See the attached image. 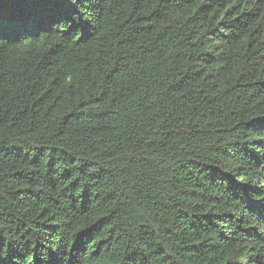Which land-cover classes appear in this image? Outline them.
Listing matches in <instances>:
<instances>
[{
	"label": "trees",
	"instance_id": "16d2710c",
	"mask_svg": "<svg viewBox=\"0 0 264 264\" xmlns=\"http://www.w3.org/2000/svg\"><path fill=\"white\" fill-rule=\"evenodd\" d=\"M0 264H264V0H0Z\"/></svg>",
	"mask_w": 264,
	"mask_h": 264
},
{
	"label": "snow or ice",
	"instance_id": "6c2138e0",
	"mask_svg": "<svg viewBox=\"0 0 264 264\" xmlns=\"http://www.w3.org/2000/svg\"><path fill=\"white\" fill-rule=\"evenodd\" d=\"M38 2H40L42 4H45V5L55 6V5H59V4L65 3L66 0H38ZM2 38L3 37L0 36V39H2Z\"/></svg>",
	"mask_w": 264,
	"mask_h": 264
}]
</instances>
